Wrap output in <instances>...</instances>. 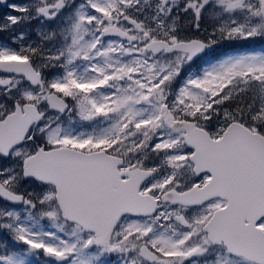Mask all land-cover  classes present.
Returning a JSON list of instances; mask_svg holds the SVG:
<instances>
[{
  "label": "snow or ice",
  "instance_id": "1",
  "mask_svg": "<svg viewBox=\"0 0 264 264\" xmlns=\"http://www.w3.org/2000/svg\"><path fill=\"white\" fill-rule=\"evenodd\" d=\"M0 3V264H264V0Z\"/></svg>",
  "mask_w": 264,
  "mask_h": 264
},
{
  "label": "rangeland",
  "instance_id": "2",
  "mask_svg": "<svg viewBox=\"0 0 264 264\" xmlns=\"http://www.w3.org/2000/svg\"><path fill=\"white\" fill-rule=\"evenodd\" d=\"M9 2H12V0H9ZM15 2H21V0H15ZM2 8H7V7L3 3H0V19H3V17L6 14H8L9 12H11V9L7 8V11H5L4 14H2L3 13ZM12 14H16V13L12 12ZM34 27H36L35 24H33L31 26H27L28 29H31V28H34ZM0 35H1L0 40H7L8 36H9L8 33H0ZM260 48H264V46L263 47H256L257 50H259ZM111 259L114 261L115 260V257H112Z\"/></svg>",
  "mask_w": 264,
  "mask_h": 264
},
{
  "label": "trees",
  "instance_id": "3",
  "mask_svg": "<svg viewBox=\"0 0 264 264\" xmlns=\"http://www.w3.org/2000/svg\"><path fill=\"white\" fill-rule=\"evenodd\" d=\"M240 44H246L247 42H236ZM252 47H263L264 46V41H256L254 44L250 45Z\"/></svg>",
  "mask_w": 264,
  "mask_h": 264
},
{
  "label": "flooded vegetation",
  "instance_id": "4",
  "mask_svg": "<svg viewBox=\"0 0 264 264\" xmlns=\"http://www.w3.org/2000/svg\"><path fill=\"white\" fill-rule=\"evenodd\" d=\"M2 10H3L2 14H4V12L7 11V8H2Z\"/></svg>",
  "mask_w": 264,
  "mask_h": 264
}]
</instances>
